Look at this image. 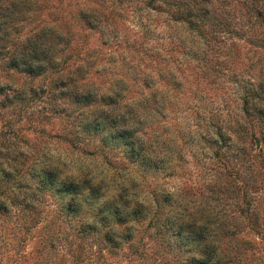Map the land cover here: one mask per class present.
I'll return each mask as SVG.
<instances>
[{"label":"rangeland","instance_id":"rangeland-1","mask_svg":"<svg viewBox=\"0 0 264 264\" xmlns=\"http://www.w3.org/2000/svg\"><path fill=\"white\" fill-rule=\"evenodd\" d=\"M208 3L204 43L172 0H0V85L15 99L0 105V264H191L203 243L181 242L170 217L206 224L217 264H264V0ZM37 34L62 66L3 64ZM91 112L112 126L85 130ZM116 125L155 165L133 161ZM43 164L89 186L43 190ZM110 202L137 210L118 223Z\"/></svg>","mask_w":264,"mask_h":264},{"label":"trees","instance_id":"trees-1","mask_svg":"<svg viewBox=\"0 0 264 264\" xmlns=\"http://www.w3.org/2000/svg\"><path fill=\"white\" fill-rule=\"evenodd\" d=\"M173 4L177 5V13L175 14L176 20H181L185 22L189 28L194 32V34L200 38L201 42L206 43L205 35L203 33V25L206 24V21L214 20L215 16L210 14L211 8L209 5V0H191V6L189 5L188 1L185 0H172ZM15 4V3H14ZM184 7V11H180ZM83 17L90 22V18L88 19V16L83 13ZM216 21L221 23V20ZM214 22V21H213ZM3 24L12 25V23L8 22L7 20L1 21L0 26ZM14 24V23H13ZM223 24L224 23L223 21ZM8 27V26H7ZM5 29V26L0 27V30ZM46 30V29H45ZM43 30L41 32V37L43 36V33L45 32ZM46 34H50L51 32H45ZM4 36V34H3ZM40 36L38 34L36 37H29L26 41L23 42L20 48L13 49L11 52H6V57L3 59V64L10 67L15 68L20 71L27 72L31 75H38L43 73L49 68H56L59 66H62L64 62L63 60L59 61L56 59V56L54 54V46L53 43L50 42V39L47 42L44 43L43 41H38ZM48 37V36H47ZM203 38V40H202ZM31 39V40H30ZM3 48H5V45H0V54L3 52L1 51ZM250 89H245L243 91L244 99L243 101L245 103H248V97H251L253 95L249 92ZM0 94L2 97L0 98V105L3 107H7L8 105H12L15 102L14 96H12L8 91H5L4 85H0ZM258 94V93H256ZM72 100H75L77 102H83L86 105H90L95 99L96 95H92L88 91H74L71 95ZM258 96V95H254ZM261 96V95H259ZM258 96V97H259ZM95 104V103H94ZM93 104V105H94ZM92 105V104H91ZM108 115V114H107ZM106 115L98 114L96 112H91L88 115H85L84 120L81 121V124L85 130L90 131L92 128L97 129L99 127L105 128L112 126V121L110 123V120L105 117ZM108 124V126H105ZM117 126V125H116ZM115 126V127H116ZM88 128V129H87ZM129 133L127 132V129H121V127H116L113 135L116 137V139H120L125 137L127 141H125L124 147L127 153L133 158L134 160H137L141 164L147 166L155 165V157L148 152L147 146L143 143H134L132 141H128L127 135ZM219 134H222L219 132ZM216 155L218 154V147H215ZM38 168V176H37V184L44 190H49L56 192L57 194H61L63 196L69 195V197H75L78 196L79 193L82 192V189L87 185L86 182L81 183L80 180H74L70 178H64L57 175V169L56 167L52 166L51 164H43L39 165ZM8 179H5L7 181ZM117 204V205H113ZM129 203L125 202H110L107 204L106 212L109 213V216H113L115 220L118 223H121L123 219H119L122 216L126 218V220H129V216L134 214V212L137 210L135 208H129ZM0 206H1V199H0ZM77 205L73 203V200H69V206L74 208ZM4 208L0 207V210H3ZM122 217V218H124ZM139 220V217L137 218ZM166 221V220H164ZM172 218H168L167 222H165L163 225L165 228L172 229V233L181 241L184 243L190 242V241H199V243H203L202 251L198 255H192L190 257L191 264H217L220 262V255H216L217 247L214 244L213 239L211 240L209 236L211 235V232L208 230V227L206 224H199L197 225L196 221L194 219L184 220V221H177L171 222ZM125 222V221H124ZM129 222V221H126ZM134 233V231H133ZM132 233V235H133ZM131 237V235H130ZM214 244L212 248V252L207 251V247L209 244Z\"/></svg>","mask_w":264,"mask_h":264}]
</instances>
